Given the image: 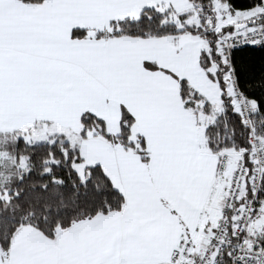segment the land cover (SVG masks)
<instances>
[{
	"label": "snow or ice",
	"instance_id": "1",
	"mask_svg": "<svg viewBox=\"0 0 264 264\" xmlns=\"http://www.w3.org/2000/svg\"><path fill=\"white\" fill-rule=\"evenodd\" d=\"M0 264H264V0H0Z\"/></svg>",
	"mask_w": 264,
	"mask_h": 264
}]
</instances>
